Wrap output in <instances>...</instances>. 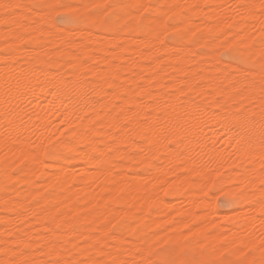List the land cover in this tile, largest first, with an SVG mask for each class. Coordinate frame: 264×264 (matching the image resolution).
Returning a JSON list of instances; mask_svg holds the SVG:
<instances>
[{"label": "bare ground", "instance_id": "bare-ground-1", "mask_svg": "<svg viewBox=\"0 0 264 264\" xmlns=\"http://www.w3.org/2000/svg\"><path fill=\"white\" fill-rule=\"evenodd\" d=\"M71 1L0 0V264H264V0Z\"/></svg>", "mask_w": 264, "mask_h": 264}, {"label": "rangeland", "instance_id": "rangeland-1", "mask_svg": "<svg viewBox=\"0 0 264 264\" xmlns=\"http://www.w3.org/2000/svg\"><path fill=\"white\" fill-rule=\"evenodd\" d=\"M66 1L70 2L72 5L74 4V2H72L71 0H66ZM60 9L61 8L57 9V11L59 13H56L57 11L53 13L55 16H53V14H52V18L55 17L54 19H52L54 24L56 23L55 25H58L59 27H61V26L64 27L66 25L67 26H74L76 24V20L74 19V17L71 14L65 13L64 11H59ZM90 13H92V12H90ZM217 53L222 55L223 60L228 61V59H229L228 53L222 52L220 50H218ZM59 155H61V154H59ZM44 160H45L46 164H53V162L48 159V150L44 153ZM224 175H226V172L223 175H219L215 179V184L211 189V195L215 200L212 203H214L213 205L216 207V209L221 214L235 213L238 210L237 206H236L237 197L233 196L232 194L230 196H224L223 195V191L226 188V186L223 184ZM215 197H216V199H215ZM213 198L211 199V201H213ZM164 250H165L164 247H158L157 253L160 254V252H162ZM155 255H157V254H155ZM180 257L188 259V258H193L194 256L191 253H189L188 251L182 250L180 252ZM209 261L211 264H242V260L240 258H233V257L231 258V256L227 255L226 253L219 254L215 258H210Z\"/></svg>", "mask_w": 264, "mask_h": 264}]
</instances>
